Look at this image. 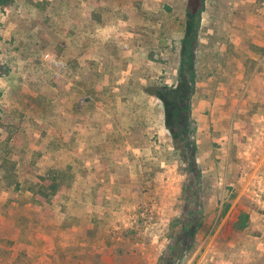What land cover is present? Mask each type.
Returning a JSON list of instances; mask_svg holds the SVG:
<instances>
[{
	"label": "rangeland",
	"instance_id": "rangeland-1",
	"mask_svg": "<svg viewBox=\"0 0 264 264\" xmlns=\"http://www.w3.org/2000/svg\"><path fill=\"white\" fill-rule=\"evenodd\" d=\"M188 3H0V264H264V0H204L183 154Z\"/></svg>",
	"mask_w": 264,
	"mask_h": 264
},
{
	"label": "trees",
	"instance_id": "trees-1",
	"mask_svg": "<svg viewBox=\"0 0 264 264\" xmlns=\"http://www.w3.org/2000/svg\"><path fill=\"white\" fill-rule=\"evenodd\" d=\"M4 1L7 0H0V3ZM203 10L204 0H189L186 7L184 35L180 43V63L177 85L174 88L161 87L152 93L153 96L162 101L165 110V127L173 140L175 149L183 154L188 151L185 132L189 128V124L186 123V120L190 118L189 105L196 91L194 60ZM53 174L56 176L55 173ZM42 181L41 184H46L44 183L46 182L45 179H42ZM48 186L52 189L56 188L55 184L48 183ZM192 215L191 210L186 213L188 218ZM199 226L200 222H197V219L191 223L189 221L184 225L185 231L192 240ZM180 247L181 240L171 242L166 249L170 255L166 259H162L159 264H174L177 259V251Z\"/></svg>",
	"mask_w": 264,
	"mask_h": 264
},
{
	"label": "crops",
	"instance_id": "crops-1",
	"mask_svg": "<svg viewBox=\"0 0 264 264\" xmlns=\"http://www.w3.org/2000/svg\"><path fill=\"white\" fill-rule=\"evenodd\" d=\"M255 29V28H254ZM253 34H255V31H253ZM255 36V35H254ZM254 43H256V39L254 38L253 40Z\"/></svg>",
	"mask_w": 264,
	"mask_h": 264
},
{
	"label": "water",
	"instance_id": "water-1",
	"mask_svg": "<svg viewBox=\"0 0 264 264\" xmlns=\"http://www.w3.org/2000/svg\"><path fill=\"white\" fill-rule=\"evenodd\" d=\"M230 225V224H229Z\"/></svg>",
	"mask_w": 264,
	"mask_h": 264
}]
</instances>
